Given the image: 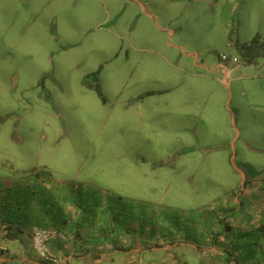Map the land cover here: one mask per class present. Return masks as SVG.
<instances>
[{
	"label": "rangeland",
	"instance_id": "374dc122",
	"mask_svg": "<svg viewBox=\"0 0 264 264\" xmlns=\"http://www.w3.org/2000/svg\"><path fill=\"white\" fill-rule=\"evenodd\" d=\"M99 1L40 0L38 35L0 38V177L47 175L82 199L106 200L123 224L143 219L140 211L190 231L244 180L264 183V59L247 67L215 27L224 7L197 3L186 12L188 49L242 63L228 78L244 127L237 139L226 128L224 77L199 75L195 59L174 51L137 4ZM143 1L169 19L180 13L166 0ZM249 8L233 26L240 43L251 42V23L264 34V20L255 22ZM184 255L200 257L190 249Z\"/></svg>",
	"mask_w": 264,
	"mask_h": 264
},
{
	"label": "crops",
	"instance_id": "0c3cea01",
	"mask_svg": "<svg viewBox=\"0 0 264 264\" xmlns=\"http://www.w3.org/2000/svg\"><path fill=\"white\" fill-rule=\"evenodd\" d=\"M92 1L96 3V7L100 5L99 0ZM126 1L137 4L142 14H146L158 30L169 36V44L174 51L182 53L186 59H195L199 75H203V72L220 75L224 77L226 84H229L230 74L242 67L239 57H233V62L222 59L213 61L204 57L201 51L188 49L182 42L185 39L183 20L186 12L192 10L197 3L199 6H209L211 10L215 6L217 11L224 7L226 14H223L222 18L217 16L222 22L217 23L215 27L221 25V30H225L229 38L235 21L239 19L243 22L242 13L247 5L253 13L250 18L255 22L264 20L260 13L264 12V0H166L169 4L177 6V10L180 11L170 19L167 17L168 14L160 12L163 10L158 7L157 10L150 8V2ZM155 2L156 0H151V4L154 5ZM42 12L40 0H0L1 40H7L12 36L19 38L26 34L25 37L29 34L30 37L38 35L37 26ZM218 15L221 14L218 12ZM251 24L247 26L250 38L253 39L257 34L264 38L262 31ZM211 33L212 30L209 31V34ZM234 58L238 61L234 62ZM256 62L257 60L253 64L246 63V66H257ZM229 86L231 89L230 84ZM227 107L229 118L226 128L235 131L239 139L244 127L240 125L233 108L232 89ZM48 177L35 174L34 178H20V181L15 183L0 177V264H49L34 250L35 227L50 228L65 236L64 239H56L50 247L51 255L58 259V264H74L75 261L83 264H226L227 259L220 257L223 254L221 251L223 247L230 249L236 244L233 243V239L226 240V236L221 239L223 242L221 244L216 241L215 243L201 241L203 235L190 240L185 235V229L182 231L183 228L175 226L174 220L158 214L144 215L139 211L138 214H141L143 219L140 220L136 215L131 223L126 221L123 224L120 220L117 221L116 212L106 200L102 201L94 193L82 199L73 185L59 183ZM254 183L253 181L251 185ZM246 184L247 180H244L241 193L247 194L245 197L247 210L242 211L238 227L243 233L240 241L242 254H245V257L248 255V258L241 260L240 264H264V233L256 231L261 227V218L264 217V203L263 210L255 208L264 202V194L258 191L251 195L253 190L246 188ZM248 195H251L252 203ZM242 198L244 199L243 195H237L233 207L240 205ZM248 204L253 205L256 213L251 211L252 206L249 207ZM15 215L18 219L14 218ZM201 226L198 221L192 230H198L197 233L201 234ZM7 230L10 231V237L6 236ZM249 232H253L255 236L253 239L245 235ZM192 234L196 233L192 231ZM187 249L199 254L200 257L194 260L186 258L184 252Z\"/></svg>",
	"mask_w": 264,
	"mask_h": 264
},
{
	"label": "trees",
	"instance_id": "16d2710c",
	"mask_svg": "<svg viewBox=\"0 0 264 264\" xmlns=\"http://www.w3.org/2000/svg\"><path fill=\"white\" fill-rule=\"evenodd\" d=\"M229 39H230L231 45H233V44L235 45L238 54L244 58L243 61L245 63L253 64L258 59H261V58L264 59V40L261 38L260 35L257 34L256 36H254L253 39L251 40V42H249V43H240L236 40L235 29L232 27ZM98 74H99V72L97 74H95V76H98ZM96 90L100 94V96H102L101 87L96 86ZM149 95H151V94L150 93L146 94L143 97H146ZM254 182H255L254 185L253 184L251 185L248 182L246 184V188H250L251 190H253V193L251 195L258 193V191H260L261 193L264 194V183L260 184L261 182L259 181L260 182L259 183L258 180H255ZM237 192L238 193H234V192L231 193L226 198V200L225 199L223 200L222 204L219 206L220 207L219 210L217 209V213L213 214L214 217L206 216V217L199 219V223L202 225L201 226V229H202L201 234L197 233V232H199L198 230H192L194 228L193 225L195 223H197L198 221L197 222H191L189 220L188 223L191 222L192 226H190L188 228L190 231L185 230V235L190 240L197 237V236L201 237L202 235L203 236L201 237V241H206V242L210 241L212 243H215V241H216L219 244L223 243L221 239L225 236H226V240L230 241L233 239L234 240L233 243H236L237 247L233 248V247L229 246L230 249L228 247H226V248L223 247V251H221V253H223V254L220 255V257H221V259H227L226 264H233V263L234 264H240L241 260L248 258V255H247V257H245L244 256L245 254H242L240 241L242 240L243 233H242L241 228L238 227V222L240 221V216L242 214V211L247 210V208H245L246 203H247V201H246L247 198L245 199V197L247 194H242L241 189ZM239 194H240V196L243 195L244 199L242 198V200H240L241 201L240 205L233 207L234 198ZM250 196L248 195L247 197L250 200V202L252 203L253 200L250 199L251 198ZM254 201H258V200H254ZM251 203H249V204H251ZM263 203L264 202H262L261 205L255 206V208L257 210L258 209L263 210V208H262L264 205ZM249 204H248L249 207L252 206L251 211L256 213V210H253V208H254L253 205H249ZM206 215H208V214H206ZM174 223H175V226H177V224H176L177 221H175ZM256 223H257V221H256ZM263 223H264V217L262 216L261 223H260L261 227L260 228L258 227L256 230L257 232H261L262 234L264 233ZM192 231L195 232L196 234L193 235ZM189 233H191L190 236H189ZM10 235H11L10 231L7 230L6 236L10 237ZM245 235L249 239H253L255 237L253 235V232L245 233ZM233 261H235V262H233Z\"/></svg>",
	"mask_w": 264,
	"mask_h": 264
},
{
	"label": "built area",
	"instance_id": "2783aa9c",
	"mask_svg": "<svg viewBox=\"0 0 264 264\" xmlns=\"http://www.w3.org/2000/svg\"><path fill=\"white\" fill-rule=\"evenodd\" d=\"M223 61H228L227 56H222ZM238 60L234 58V62ZM64 239L63 234L58 233L57 231L45 228V227H35L33 231V247L38 256L47 261L49 264H58L59 261L56 257L51 255L50 247L56 239Z\"/></svg>",
	"mask_w": 264,
	"mask_h": 264
}]
</instances>
